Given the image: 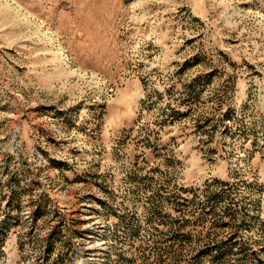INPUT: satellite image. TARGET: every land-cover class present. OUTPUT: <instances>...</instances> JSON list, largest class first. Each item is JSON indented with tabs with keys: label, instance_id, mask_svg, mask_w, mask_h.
I'll return each mask as SVG.
<instances>
[{
	"label": "rangeland",
	"instance_id": "374dc122",
	"mask_svg": "<svg viewBox=\"0 0 264 264\" xmlns=\"http://www.w3.org/2000/svg\"><path fill=\"white\" fill-rule=\"evenodd\" d=\"M0 264H264V0H0Z\"/></svg>",
	"mask_w": 264,
	"mask_h": 264
},
{
	"label": "trees",
	"instance_id": "16d2710c",
	"mask_svg": "<svg viewBox=\"0 0 264 264\" xmlns=\"http://www.w3.org/2000/svg\"><path fill=\"white\" fill-rule=\"evenodd\" d=\"M179 115V111H177L175 108H171V109H169V117L170 118H173L174 116H178ZM215 184V183H214ZM227 186V184H225L224 182H217V187H221V188H223V187H226ZM220 188V189H221ZM213 191H211L210 193H212ZM209 197H210V195H209Z\"/></svg>",
	"mask_w": 264,
	"mask_h": 264
}]
</instances>
